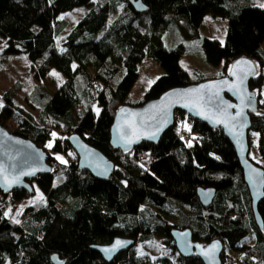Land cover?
<instances>
[{"label": "trees", "instance_id": "16d2710c", "mask_svg": "<svg viewBox=\"0 0 264 264\" xmlns=\"http://www.w3.org/2000/svg\"><path fill=\"white\" fill-rule=\"evenodd\" d=\"M142 1L148 8L136 12L129 0H0L3 51L24 52L36 80L23 102L16 96L19 82L0 93V125L44 149L52 169L28 179L31 191L0 192V264H52L53 253L64 264H202L196 255L178 254L169 233L173 227L189 228L192 239L201 242L220 240L222 264H262L264 194L256 205L259 228L233 145L219 127L175 109L173 124L157 142L141 141L128 151L111 147L109 129L119 106L140 104L168 88L226 75L234 59L247 56L257 67L248 81L258 108L249 114V129L257 132L256 148L264 161V5L242 4V0ZM75 7L87 11L57 47L54 38L66 26L57 16ZM206 14L227 20L223 43L200 34ZM171 24L200 39L205 60L222 63L223 71L199 73L192 80L179 64L185 44L167 49L161 45L163 35L154 39L156 31ZM143 58L154 60L163 73L140 99L133 100L130 90ZM52 68L64 76L54 90L45 81ZM94 104L99 107L96 114L91 109ZM182 126L185 137L180 135ZM55 131L57 136L52 135ZM70 133H77L112 161L107 179L77 169L73 160L66 163L55 157L71 149ZM34 186L41 196L23 206L18 222L11 221L4 210L33 196ZM199 186L215 188L206 207L197 199ZM115 236L132 238L133 245L156 236L175 252V261L164 255L136 254L132 245L106 262L90 246Z\"/></svg>", "mask_w": 264, "mask_h": 264}, {"label": "water", "instance_id": "95a60500", "mask_svg": "<svg viewBox=\"0 0 264 264\" xmlns=\"http://www.w3.org/2000/svg\"><path fill=\"white\" fill-rule=\"evenodd\" d=\"M129 2L136 12L148 8L142 0ZM256 70L252 59L239 56L229 64L226 75L168 88L140 104L119 106L110 125L109 144L114 149L128 151L141 141L157 142L173 124L175 109L210 127H219L233 145L250 199L253 220L261 228L256 205L264 194V168L248 155L249 114L258 111L255 91L249 89L248 81L255 76ZM67 141L77 156V169L86 170L95 178L107 179L113 169L112 161L77 133H70ZM47 159L44 149L0 125V192L9 193L15 188L31 191L28 179L52 170ZM214 194L212 186L196 188L197 199L203 207L211 203ZM169 233L181 257L196 255L202 264H222L220 240H194L187 227H173ZM133 243L132 238L115 236L107 243H93L90 247L109 262ZM49 259L52 264H64V259L56 253L51 254Z\"/></svg>", "mask_w": 264, "mask_h": 264}, {"label": "rangeland", "instance_id": "374dc122", "mask_svg": "<svg viewBox=\"0 0 264 264\" xmlns=\"http://www.w3.org/2000/svg\"><path fill=\"white\" fill-rule=\"evenodd\" d=\"M93 1L95 2L96 0ZM246 3L262 6L264 5V0H242V4ZM86 11L87 7H75L71 10L58 14V22L64 20L66 22V26L60 33L56 34L54 38V43L57 47H60V44L64 40L69 29ZM170 19L177 25V21L173 16H171ZM176 25L171 24L167 28L163 26L160 30L155 32L154 39L156 40L159 36L163 35L161 38V45L167 49L175 47L179 42L185 44V49L179 57V64L188 72L192 80H195L199 73L209 75L221 73L223 71L222 63L212 65L205 60L204 53L200 45V39L187 36L182 32L180 27ZM226 26L227 20L225 18L206 14L202 20L200 34L202 36L216 38L220 41V43H223ZM4 45L5 38L0 37V93L9 85L19 82L21 88L17 92L16 96L23 102L36 80L30 71V65L26 54L24 52H18L17 54L11 55L3 51ZM262 46L264 48V41ZM137 71L138 75L130 90V98L133 100L140 99L151 82L163 73V70L154 60L147 58H143L137 63ZM63 80V74L54 68L50 69L45 77L47 85L52 90L56 89ZM261 92L262 99H264V83L262 85ZM91 109L95 114L99 111V107L96 104L92 105ZM181 124L184 125V122H181ZM52 135L57 136L58 133L55 131ZM248 139L251 142L248 152L249 157L264 168V161L260 158L256 148L257 132L250 130L248 132ZM51 143L52 140L49 141V144ZM54 155L59 160L66 163L71 160L75 162L77 161V156L72 149H67L61 153H55ZM34 189L35 193L33 196L24 198L16 206L12 208L8 207L4 210V214L11 221L18 222L20 220V213L23 206L41 196V193L37 190L36 186H34ZM133 249V252L139 255H145L152 258L164 255L169 257L171 262L175 261V252L170 250L168 247H165L156 236H154V238L150 241L135 243L133 245Z\"/></svg>", "mask_w": 264, "mask_h": 264}, {"label": "built area", "instance_id": "2783aa9c", "mask_svg": "<svg viewBox=\"0 0 264 264\" xmlns=\"http://www.w3.org/2000/svg\"><path fill=\"white\" fill-rule=\"evenodd\" d=\"M96 87H98L99 88V86L97 85ZM182 121H180V123H181ZM180 135L182 136V137H185L186 136V129L182 126L181 127V129H180Z\"/></svg>", "mask_w": 264, "mask_h": 264}, {"label": "crops", "instance_id": "0c3cea01", "mask_svg": "<svg viewBox=\"0 0 264 264\" xmlns=\"http://www.w3.org/2000/svg\"><path fill=\"white\" fill-rule=\"evenodd\" d=\"M138 72V71H137Z\"/></svg>", "mask_w": 264, "mask_h": 264}]
</instances>
